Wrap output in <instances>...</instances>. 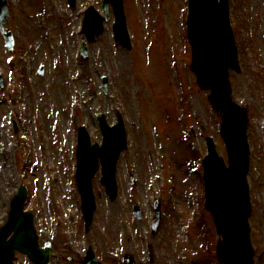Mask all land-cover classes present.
Segmentation results:
<instances>
[{
	"label": "rangeland",
	"instance_id": "374dc122",
	"mask_svg": "<svg viewBox=\"0 0 264 264\" xmlns=\"http://www.w3.org/2000/svg\"><path fill=\"white\" fill-rule=\"evenodd\" d=\"M228 1L242 69L230 72L229 82L249 111L250 237L254 264H264V0ZM8 3L5 27L15 45L8 52L0 35V227L24 184V210L33 213L39 244L51 243L50 264H82L89 248L101 264H129V257L131 264H217L219 236L202 198L204 137L224 159L226 151L208 92L188 68L186 1L123 0L130 49L115 46L110 13L84 58L83 11L93 5L102 13L101 0ZM117 112L127 130L116 164L118 197L110 202L98 171L91 181L96 210L85 228L74 183L76 130L85 127L100 144L96 118L113 125ZM154 200L160 220L152 231ZM14 262L31 264L19 253Z\"/></svg>",
	"mask_w": 264,
	"mask_h": 264
},
{
	"label": "water",
	"instance_id": "95a60500",
	"mask_svg": "<svg viewBox=\"0 0 264 264\" xmlns=\"http://www.w3.org/2000/svg\"><path fill=\"white\" fill-rule=\"evenodd\" d=\"M0 1L4 3V0ZM107 1L111 2L116 12V23L113 24L115 40L119 41L122 46L130 48L121 0ZM189 1L187 32L192 47L190 70L195 73L199 87L210 91L208 100L212 108L222 114L220 131L225 139L228 152V167H225L222 159L217 156L213 143L208 140V156L203 163L206 207L211 211L217 233L222 238L218 241L216 248L217 259L223 264H253L254 253L250 247L247 226L250 204L245 179L249 153L245 133L247 119L245 108H240L232 102L230 84L227 80L229 68L239 72L236 48L228 26L227 1ZM4 9L3 6L0 10V31L10 50L13 39L10 32L3 31V23L7 19V11ZM105 14L107 15V11ZM86 26L89 29L90 39L102 32L101 19H98L92 10L87 12ZM117 118L118 124L112 128L106 125L102 117L99 118L104 135L102 148H98L97 145L90 146L86 132L83 129L79 130L77 176L86 225L90 223L92 212L95 210L89 181L97 170L98 158L102 163V183L107 189L106 192L111 199L116 196L115 162L126 146L125 131L120 116L118 115ZM24 195L25 189L20 187L11 200L9 219L0 229V264H13L15 250L26 254L34 264H49L50 245L46 244L45 250L39 248L33 228V216L22 210ZM158 223L159 213H157L154 227H157ZM11 231L13 234L7 240ZM84 264L99 263L95 262L91 251H88Z\"/></svg>",
	"mask_w": 264,
	"mask_h": 264
}]
</instances>
